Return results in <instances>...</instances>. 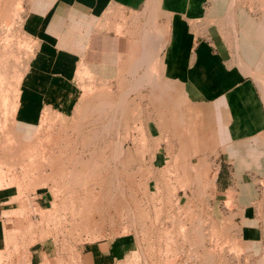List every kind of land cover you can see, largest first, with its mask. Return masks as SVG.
Returning <instances> with one entry per match:
<instances>
[{
    "label": "rangeland",
    "instance_id": "374dc122",
    "mask_svg": "<svg viewBox=\"0 0 264 264\" xmlns=\"http://www.w3.org/2000/svg\"><path fill=\"white\" fill-rule=\"evenodd\" d=\"M22 11V0H0V190L14 193L0 198V264H87L85 244L115 237L124 240V257L106 264H226L237 249L208 208L214 163L168 166L161 159L164 143L203 141L189 134V104L161 75L160 56L145 38L158 33L154 18L135 14L136 79L81 78L73 112H44L23 139L12 123L32 50ZM43 188L52 197L40 206L34 195Z\"/></svg>",
    "mask_w": 264,
    "mask_h": 264
},
{
    "label": "crops",
    "instance_id": "0c3cea01",
    "mask_svg": "<svg viewBox=\"0 0 264 264\" xmlns=\"http://www.w3.org/2000/svg\"><path fill=\"white\" fill-rule=\"evenodd\" d=\"M22 6L20 28L32 50L12 112L18 135L29 137L44 112L72 113L85 76L136 79L135 14L151 15L158 33L145 38L160 56L161 75L189 104V134L203 141L164 143L163 164L200 168L212 161L208 208L217 227L233 233L237 249L226 264H264V0H22ZM12 196V189L0 190V198ZM34 196L40 206L52 197L48 188ZM124 244L100 239L85 244L81 256L106 264L124 257Z\"/></svg>",
    "mask_w": 264,
    "mask_h": 264
}]
</instances>
